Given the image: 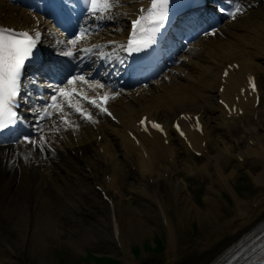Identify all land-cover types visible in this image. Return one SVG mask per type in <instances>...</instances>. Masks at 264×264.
<instances>
[{"label": "bare ground", "instance_id": "1", "mask_svg": "<svg viewBox=\"0 0 264 264\" xmlns=\"http://www.w3.org/2000/svg\"><path fill=\"white\" fill-rule=\"evenodd\" d=\"M251 1L253 0H241L244 10L240 15L235 19L230 18L226 23L215 25L200 34L197 40L190 42L183 52L171 61L170 69L158 78L149 80L131 94L111 100V106L121 122L133 128V120L148 113L150 117H159L169 124L177 115L176 111L197 112L204 103L212 104L216 78L219 77L223 65L232 60H243L251 68L259 70L262 73L261 85L264 84V58L260 54L264 42V0L259 7L251 5ZM147 5V0H121V3L110 11L116 15L113 20L120 23V29L116 30L123 33L127 18L125 12L137 13ZM1 22L24 28L34 26L35 19L27 11L9 4L6 0H0ZM40 26L44 29V46L52 50L56 47V32L45 21H42ZM110 37L118 38L117 35ZM103 38L104 32L99 33L96 41H103ZM84 45L83 43L79 48ZM120 45L122 42L115 44ZM66 46L65 51L71 47ZM101 49L103 47L94 50ZM192 62L195 66H191ZM196 81L205 88L196 86ZM179 84H183L181 89ZM81 88L87 93L92 92L89 88ZM207 88L213 90L209 91ZM146 106H150L151 111H147ZM248 111H251L254 117L258 108L245 107V113ZM69 116L79 125L77 131L84 156L83 160L75 159L76 166L82 167L81 162H87L93 169L92 174H80L75 165L59 159V156L68 153L66 145L74 144L69 130L62 129L52 138L51 146L57 153L54 155L53 152L47 151L50 156L47 160L42 158L38 150L29 154L31 146L22 142L8 149L0 148V171L3 172V175L0 174V194L3 192L0 198V264H52L51 259H45V254L50 244L56 241L64 244L65 239L72 243L76 250L78 247L82 248V242L81 245L78 244L79 237L86 239L87 235V238L96 240L97 236L100 241L103 235L112 238L110 219L106 218L107 202L87 182L91 175H95V180H98L101 173L109 171H113V193L121 241L127 248L135 242H142L148 236H155L156 230L163 229L161 208L155 202V199L159 198L160 206L167 215V222L164 224L168 234L166 255H169L171 261L157 264H204L264 216V136L259 133V126L264 125V103L260 121H255L252 116L242 121L241 117L230 125L218 110L204 112L206 123L202 142L206 140L207 146H201V137L197 134L191 136L193 149L202 151V155L206 151L201 158L192 156V151L175 138H172L173 143L168 146L162 143L147 144L149 155L145 158L139 151L143 143L141 147H136L124 136L118 138L117 134H122L123 129L102 116L95 115L98 134L102 135L100 142L110 163L108 169L103 166L102 155L94 145L96 129L86 120L79 119L78 114ZM41 123L45 125V134H48L51 123ZM232 126H237L239 130L231 132ZM226 138L230 141H226ZM233 138L238 144L232 141ZM248 139L253 143L250 144ZM120 144H124L123 149H120ZM239 151L243 152H240L239 156L244 157L250 167L259 163L256 166L259 170L253 169V166L250 170L258 188L249 198L239 197L230 183L238 171L228 170V166H231L233 160L236 161L232 153ZM256 157H259L258 160H255ZM131 159H136L134 170L129 168L130 164L126 168V162ZM10 161L12 165L8 164ZM239 165L237 162L236 168ZM40 166L41 171L37 176ZM32 168H35L33 175L36 181L33 188L29 186L28 179ZM125 169L132 175L130 179H135L130 186L122 184V181L127 180L124 176ZM19 170H22L20 179L16 176ZM182 172L187 176L198 174L199 179H206L204 182L210 180L211 184L207 187L208 192L203 199L204 206L194 203L189 194H186L189 182L181 177ZM15 178L20 181L19 184ZM45 184L50 185L48 200L40 198ZM36 187L40 188L32 204L29 188L33 190ZM228 188L233 195V206L222 201V192ZM72 190L76 193L75 198L69 195ZM127 190L133 194L129 196ZM139 195L145 198L144 202L141 200L137 205H132L130 200ZM39 198L41 200H38ZM38 201L40 204L36 209ZM177 208L180 211L177 212ZM188 221H197L200 224V234L206 237H180V232ZM13 227H16L15 231L12 230ZM36 230L39 232L36 233ZM25 243L31 248H28V245L25 247ZM34 249L37 256L34 255ZM143 256L139 259L133 256L130 258L124 253L123 259L125 264H147Z\"/></svg>", "mask_w": 264, "mask_h": 264}, {"label": "snow or ice", "instance_id": "2", "mask_svg": "<svg viewBox=\"0 0 264 264\" xmlns=\"http://www.w3.org/2000/svg\"><path fill=\"white\" fill-rule=\"evenodd\" d=\"M121 0H87V12L90 16L96 17L99 14L100 19L107 18L105 14L109 13L114 7L119 5ZM167 4L168 0H152L151 6L148 9H141V12H146V15H140L137 19L132 21L133 31L131 37L125 46L126 51L139 52L144 48L149 47L154 43V34L159 31L167 18ZM241 4L236 3L235 8L229 13L233 19L238 14L243 12ZM142 22H147L146 26ZM139 28V38H137V29ZM90 33L88 29L81 26V29L71 39L61 41V43L70 45L71 47L60 54L66 57H75L80 51L91 52L93 48H98L99 45H93V48L82 49L79 48V43L86 38ZM41 34L39 31L30 33L28 31H18L13 28L0 26V129L7 128L11 125L21 121L15 107L20 98L22 89L21 76L23 70L28 63H31L38 56V42L40 41ZM109 43L114 44V41ZM227 75V73H225ZM80 83L87 85L91 89L104 88L105 85L96 82L95 85L89 82L85 74L73 75L67 80V86ZM57 87L54 89V94L47 98L44 106L39 110L36 108L29 109L36 114L37 123L32 125L35 136H24L22 142L30 145V153L39 151L44 154L46 151L54 153L52 148V138L55 137L62 129L68 130L69 128L75 129L79 127L73 121L68 119L69 115H77L79 119L95 123L92 112H88L71 102V97L81 96L84 101H87L92 107L99 109L101 112L111 115L107 108L102 107L95 99L89 98L86 94L78 92L75 88ZM253 88L255 85L253 84ZM115 93L114 95H118ZM114 95L109 96L106 92L104 94V101L114 98ZM27 97H25L26 99ZM59 101V102H58ZM68 109V111H65ZM55 117V119H53ZM50 121L51 126L48 128V134H45V125L41 122ZM143 124L144 121H141ZM151 123L153 128L163 131L159 124ZM179 129V125H177ZM147 130V127H145ZM183 135V133H181ZM27 161V158H25ZM264 264V260L261 261Z\"/></svg>", "mask_w": 264, "mask_h": 264}, {"label": "rangeland", "instance_id": "3", "mask_svg": "<svg viewBox=\"0 0 264 264\" xmlns=\"http://www.w3.org/2000/svg\"><path fill=\"white\" fill-rule=\"evenodd\" d=\"M260 133L264 134L263 128L260 129ZM223 133V131H222ZM226 141H230L229 138H226ZM257 160V159H255ZM236 161L233 160V162L231 163V166H228V170L231 169H236L238 172L234 175V177L231 179V184H233L235 186L236 192L238 194L239 197H243V198H249L251 195H253L254 191H256L257 189L255 188L254 185V181L252 179V175L250 174V170L253 169H257L256 166L259 165V163H255L254 165H252L251 167L248 166L247 169L242 170L241 168H239V166H237L236 168ZM255 166V167H254ZM101 177V176H100ZM182 178H184V174H182L181 176ZM181 180V178H180ZM211 182L209 181L207 183V185H210ZM189 190L190 187H189ZM199 187H197V190H195V188H193V194L190 193L189 191L186 192V194H189L191 200L194 201V203L198 204V205H203V199L206 195V193L200 192L198 191ZM205 190V188H204ZM198 192V193H195ZM224 197L227 202L230 203V206H233L232 201L233 199V195L231 193V191H229V189L224 192ZM131 201L132 205H137L140 201L139 198H133ZM188 226L191 227L190 229H188V231H185L186 237L191 236L195 239H199L202 238V236L200 235V224L197 221L194 222H189L188 221ZM204 238L206 236H203ZM77 238L78 240V244L80 245L81 239L83 238ZM167 240L166 234L162 231H157L155 233V236L151 237L148 236L146 237L142 242H135L133 243V245H130L128 248L134 250L135 253H138V251L140 250L139 247H141L142 254H149V257L146 258V263L147 264H157L159 262L163 263V262H167L170 261V258L168 259L164 254V252L160 253V251L156 248H158V246L161 245L162 241ZM185 239V238H184ZM111 244V243H110ZM184 244H186V239L184 240ZM114 245H110L109 247L112 249ZM139 246V247H138ZM83 249V248H82ZM82 249H76L72 247V244L68 243V241H65L64 244H62V242L56 241L53 244H50L49 248H47L46 250V254H45V259L52 260V264H91V261L88 257H86V255L88 254L85 251H83ZM149 250L151 252H149ZM77 251H79V254H77ZM110 251V250H109ZM105 252V250H101V249H94L93 252L96 253L94 255H102V254H109V255H113V251L111 252ZM76 252V254L74 253ZM37 254V252H35ZM115 254V253H114ZM141 254V255H142ZM115 258L120 259L119 256L114 255ZM43 261H45L43 259ZM120 261H122V264H124L123 260L120 259ZM46 262V261H45ZM113 263V262H111ZM114 264V263H113Z\"/></svg>", "mask_w": 264, "mask_h": 264}]
</instances>
